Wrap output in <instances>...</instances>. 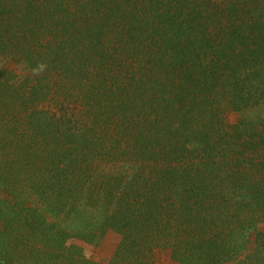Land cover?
I'll return each mask as SVG.
<instances>
[{"label":"trees","instance_id":"1","mask_svg":"<svg viewBox=\"0 0 264 264\" xmlns=\"http://www.w3.org/2000/svg\"><path fill=\"white\" fill-rule=\"evenodd\" d=\"M35 250L264 264V0H0V264Z\"/></svg>","mask_w":264,"mask_h":264},{"label":"rangeland","instance_id":"2","mask_svg":"<svg viewBox=\"0 0 264 264\" xmlns=\"http://www.w3.org/2000/svg\"><path fill=\"white\" fill-rule=\"evenodd\" d=\"M254 113L258 111V109L252 110ZM120 240V237L118 235L110 234L108 238H103L100 242V245L96 248L94 251L95 254V260H101L104 263L109 262L107 259H111L113 254V249L115 250L116 245H118V242ZM40 242H38L36 245H39ZM252 245L249 244L248 250L251 251ZM110 250V252H106V250ZM107 259H104V258ZM3 260L5 264H40L42 262L41 254L38 252V250H35L34 253H25V252H18V253H10L8 256H4ZM52 264H54L52 262Z\"/></svg>","mask_w":264,"mask_h":264},{"label":"clouds","instance_id":"3","mask_svg":"<svg viewBox=\"0 0 264 264\" xmlns=\"http://www.w3.org/2000/svg\"><path fill=\"white\" fill-rule=\"evenodd\" d=\"M45 68H46V65L43 64V63H40V64L37 66V69H34V72H35L36 74H39V72H42Z\"/></svg>","mask_w":264,"mask_h":264}]
</instances>
